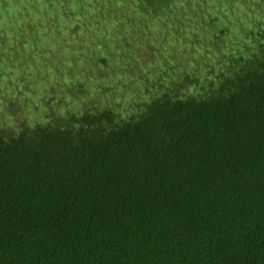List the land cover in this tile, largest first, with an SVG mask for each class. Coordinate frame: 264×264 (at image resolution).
Wrapping results in <instances>:
<instances>
[{"label":"trees","instance_id":"1","mask_svg":"<svg viewBox=\"0 0 264 264\" xmlns=\"http://www.w3.org/2000/svg\"><path fill=\"white\" fill-rule=\"evenodd\" d=\"M83 1L95 21L131 24L128 6L163 30L187 20L181 0L70 2L85 25ZM204 31L201 57L191 45L172 66L168 49L124 114L52 96L31 123L2 100L0 264H264V30L242 29L230 48L226 28ZM28 36L9 50L2 37L0 53L28 49L30 61Z\"/></svg>","mask_w":264,"mask_h":264},{"label":"rangeland","instance_id":"2","mask_svg":"<svg viewBox=\"0 0 264 264\" xmlns=\"http://www.w3.org/2000/svg\"><path fill=\"white\" fill-rule=\"evenodd\" d=\"M76 1L2 0L0 39L9 40L6 49L17 45L16 38L29 37V31L35 32L38 49L35 56L31 51L30 61L26 60L28 49L17 55L0 53V110L2 100L11 99L23 107L21 116L33 123L43 118L42 106L46 103L42 100L56 96L63 101L59 104L60 100H56L52 104L55 108L58 104L71 111L85 106H113L124 114L128 106L153 90L158 75L164 72L158 62L171 55L169 50L176 51L172 66L190 60L186 54L190 50L186 48L191 45L195 60L201 57L207 26L212 25L215 32L226 28L223 40L227 48L235 38H241L242 29L264 30V0H181L178 10L187 14V20L173 29L165 26L164 30L160 19L138 16L130 6L125 14L131 24L121 19L119 23L112 22L110 16L95 21L99 13L96 4L83 1L81 12L90 20L85 25L83 18L69 8L70 2ZM16 4L18 10H13ZM100 58L106 63H101ZM73 84L81 86L76 97L67 91Z\"/></svg>","mask_w":264,"mask_h":264}]
</instances>
